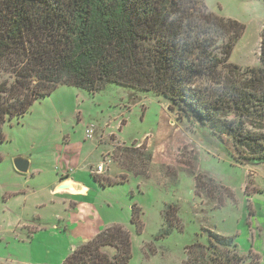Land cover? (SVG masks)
<instances>
[{"label": "trees", "instance_id": "1", "mask_svg": "<svg viewBox=\"0 0 264 264\" xmlns=\"http://www.w3.org/2000/svg\"><path fill=\"white\" fill-rule=\"evenodd\" d=\"M244 33L243 24L201 0H0V144L7 121L24 117L58 87L94 94L116 84L165 98L169 111L216 142L231 139L237 155L228 154L238 163H264V24L259 67L231 63ZM178 212L165 207L161 235L182 229ZM132 215L140 234L141 208ZM205 232V244L187 248L185 264H260L234 237ZM131 260L130 233L114 225L63 264Z\"/></svg>", "mask_w": 264, "mask_h": 264}, {"label": "rangeland", "instance_id": "2", "mask_svg": "<svg viewBox=\"0 0 264 264\" xmlns=\"http://www.w3.org/2000/svg\"><path fill=\"white\" fill-rule=\"evenodd\" d=\"M201 1L210 12L245 26L231 63L259 67L264 0ZM168 108L161 96L116 84L94 94L60 86L21 119L7 121L0 144V226L10 229L7 225L25 213L22 202L4 204L3 193L25 180L14 171L13 158L32 155L36 166L48 169L49 162L36 161L55 159L58 145L71 139L78 142L81 159L96 167L92 172L111 179L110 186H102L84 168L86 180L96 186L91 194L96 210L110 226L130 233V264H185L187 248L206 243L205 230L234 237L241 253L257 254L264 264V163H238L228 154L237 155L231 139L216 142ZM91 128L93 139L87 136ZM170 204L179 207L182 229L167 237L161 230ZM136 205L142 210L140 234L132 224ZM19 234L0 231V264H34L47 257L45 246L32 252Z\"/></svg>", "mask_w": 264, "mask_h": 264}, {"label": "crops", "instance_id": "3", "mask_svg": "<svg viewBox=\"0 0 264 264\" xmlns=\"http://www.w3.org/2000/svg\"><path fill=\"white\" fill-rule=\"evenodd\" d=\"M79 148L77 141L68 139L58 145L55 159L36 161L49 162L48 169L41 164L36 166L32 155H18L29 158V173L21 174L13 166L14 171L25 180L18 183L17 190L13 184L3 193L7 199L4 204L10 207V204L20 205L22 202L25 213L7 227L14 229L15 233L20 232L19 238L25 236L23 241L32 252L36 245L48 249L47 257L34 264H63L79 246L111 227L96 210V202L91 196L96 192V186L86 180L84 168L87 167L94 177L98 175L92 172L96 167L81 159ZM62 184L69 187L60 189ZM10 229L0 226L3 232Z\"/></svg>", "mask_w": 264, "mask_h": 264}, {"label": "water", "instance_id": "4", "mask_svg": "<svg viewBox=\"0 0 264 264\" xmlns=\"http://www.w3.org/2000/svg\"><path fill=\"white\" fill-rule=\"evenodd\" d=\"M13 163H14V167H15L17 172H19L21 174L29 173L30 164H31L29 158L24 157V156H17V157H15L13 159ZM68 187H69V185L62 184V185H60L59 188L60 189H65V188H68Z\"/></svg>", "mask_w": 264, "mask_h": 264}, {"label": "built area", "instance_id": "5", "mask_svg": "<svg viewBox=\"0 0 264 264\" xmlns=\"http://www.w3.org/2000/svg\"><path fill=\"white\" fill-rule=\"evenodd\" d=\"M93 133H94V131H93L92 128L89 129V131H87V136H88L89 139H93ZM98 172L99 173L102 172V166L98 167Z\"/></svg>", "mask_w": 264, "mask_h": 264}]
</instances>
